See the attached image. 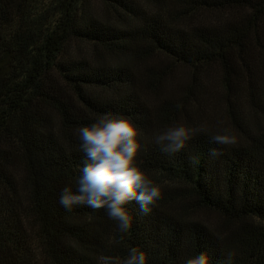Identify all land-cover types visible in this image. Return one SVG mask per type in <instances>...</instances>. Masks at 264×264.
Returning <instances> with one entry per match:
<instances>
[{
    "label": "trees",
    "instance_id": "1",
    "mask_svg": "<svg viewBox=\"0 0 264 264\" xmlns=\"http://www.w3.org/2000/svg\"><path fill=\"white\" fill-rule=\"evenodd\" d=\"M105 115L135 123L161 193L147 213L129 203L124 233L59 203L79 129ZM176 126L191 139L163 153ZM132 247L147 264H264V0H0V264H122Z\"/></svg>",
    "mask_w": 264,
    "mask_h": 264
},
{
    "label": "clouds",
    "instance_id": "2",
    "mask_svg": "<svg viewBox=\"0 0 264 264\" xmlns=\"http://www.w3.org/2000/svg\"><path fill=\"white\" fill-rule=\"evenodd\" d=\"M138 129L131 119L105 115L91 125L79 129L80 149L84 160L77 179L75 192L65 187L60 205L68 211L75 205L91 209H104L106 215L117 222L120 232H129L133 219L127 206L139 203L145 213L160 199L159 188L136 166L140 144ZM191 139L190 130L183 126L170 127L155 138L163 153L181 151ZM218 144L233 143L225 136H215ZM214 155L218 152L213 149ZM122 264H147L143 251L132 247ZM187 264H208V256L200 253Z\"/></svg>",
    "mask_w": 264,
    "mask_h": 264
}]
</instances>
